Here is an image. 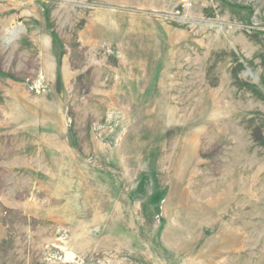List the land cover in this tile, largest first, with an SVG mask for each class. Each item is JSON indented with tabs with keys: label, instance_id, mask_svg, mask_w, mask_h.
<instances>
[{
	"label": "rangeland",
	"instance_id": "374dc122",
	"mask_svg": "<svg viewBox=\"0 0 264 264\" xmlns=\"http://www.w3.org/2000/svg\"><path fill=\"white\" fill-rule=\"evenodd\" d=\"M0 0V264H264V0Z\"/></svg>",
	"mask_w": 264,
	"mask_h": 264
},
{
	"label": "built area",
	"instance_id": "2783aa9c",
	"mask_svg": "<svg viewBox=\"0 0 264 264\" xmlns=\"http://www.w3.org/2000/svg\"><path fill=\"white\" fill-rule=\"evenodd\" d=\"M181 2L183 3V4H190V2H189V0H181Z\"/></svg>",
	"mask_w": 264,
	"mask_h": 264
}]
</instances>
